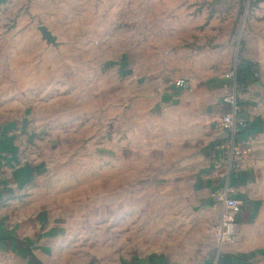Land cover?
<instances>
[{"label":"rangeland","instance_id":"rangeland-1","mask_svg":"<svg viewBox=\"0 0 264 264\" xmlns=\"http://www.w3.org/2000/svg\"><path fill=\"white\" fill-rule=\"evenodd\" d=\"M225 54L264 56V0H0V126L23 120L51 153L38 200L86 214L130 188L146 208V63L200 72ZM12 252L0 264H26Z\"/></svg>","mask_w":264,"mask_h":264},{"label":"crops","instance_id":"crops-1","mask_svg":"<svg viewBox=\"0 0 264 264\" xmlns=\"http://www.w3.org/2000/svg\"><path fill=\"white\" fill-rule=\"evenodd\" d=\"M231 55L200 72L146 63V208L136 207L130 188L90 202L86 214L71 211V202L38 200L34 187L53 157L29 148L23 120L1 125L0 222L10 234H0L3 247L9 240L0 255L24 252L26 264H264V112L253 109L264 96V56L243 58L258 71L240 95L249 153L227 172L214 147L226 136L219 122L230 86L224 76L238 58L233 64ZM176 77L190 89L174 87ZM224 187L241 210L234 242L217 254L212 194Z\"/></svg>","mask_w":264,"mask_h":264},{"label":"built area","instance_id":"built-area-1","mask_svg":"<svg viewBox=\"0 0 264 264\" xmlns=\"http://www.w3.org/2000/svg\"><path fill=\"white\" fill-rule=\"evenodd\" d=\"M237 64V63H236ZM225 74V78L230 81L229 91L222 98L225 110L220 117V127L226 136L215 145V149L220 153L219 162L222 163L226 171H232L239 161L243 160L249 153L250 139L242 138L246 129L247 121L242 117L241 93L235 84V68ZM254 78L258 80V71L254 73ZM173 85L182 90H189L190 84L183 77H176ZM256 102L253 109L264 112V96H257L253 99ZM214 207L218 210L217 219L211 228L214 247L219 254L224 245H228L235 240V216L241 210V203L229 196L227 187L212 194ZM208 264H215L214 262Z\"/></svg>","mask_w":264,"mask_h":264},{"label":"trees","instance_id":"trees-1","mask_svg":"<svg viewBox=\"0 0 264 264\" xmlns=\"http://www.w3.org/2000/svg\"><path fill=\"white\" fill-rule=\"evenodd\" d=\"M256 71V64L240 57L237 58V64L235 68V84L237 90L240 93H244L250 84L257 82V80L254 78V73ZM8 241V238L1 239V243L5 248H8Z\"/></svg>","mask_w":264,"mask_h":264},{"label":"water","instance_id":"water-1","mask_svg":"<svg viewBox=\"0 0 264 264\" xmlns=\"http://www.w3.org/2000/svg\"><path fill=\"white\" fill-rule=\"evenodd\" d=\"M40 31L43 37L47 39V41H53V37H51L49 33L45 31L44 28H41Z\"/></svg>","mask_w":264,"mask_h":264}]
</instances>
